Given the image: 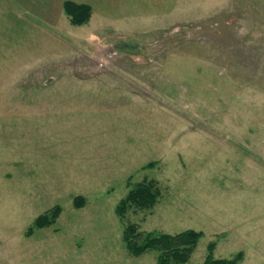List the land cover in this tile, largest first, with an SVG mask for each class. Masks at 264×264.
I'll list each match as a JSON object with an SVG mask.
<instances>
[{"label": "rangeland", "instance_id": "obj_1", "mask_svg": "<svg viewBox=\"0 0 264 264\" xmlns=\"http://www.w3.org/2000/svg\"><path fill=\"white\" fill-rule=\"evenodd\" d=\"M129 225L264 264V0H0V264H156Z\"/></svg>", "mask_w": 264, "mask_h": 264}, {"label": "trees", "instance_id": "obj_2", "mask_svg": "<svg viewBox=\"0 0 264 264\" xmlns=\"http://www.w3.org/2000/svg\"><path fill=\"white\" fill-rule=\"evenodd\" d=\"M63 11L69 18L72 26L80 27L89 21L91 15L90 7L84 4L65 2ZM150 163L146 168L154 167ZM159 194L152 182H143L131 189L123 200L117 205L115 213L117 217L123 218L127 210H149L157 201ZM75 208L84 206L82 197L74 199ZM60 208L56 207L51 213L36 219L33 228L43 229L55 223L60 214ZM31 233V229L29 231ZM203 237L201 232L185 231L177 235L143 233L137 227L129 225L123 232V242L128 254L132 257H140L147 252L156 251L158 257L156 264H187L195 251L199 240ZM215 244L207 246V256L203 264H239L243 260V253L239 252L230 259L216 260L213 257Z\"/></svg>", "mask_w": 264, "mask_h": 264}]
</instances>
